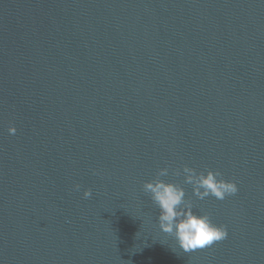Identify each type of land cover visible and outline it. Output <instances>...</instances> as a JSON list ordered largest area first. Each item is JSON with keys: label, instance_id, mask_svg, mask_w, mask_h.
I'll return each mask as SVG.
<instances>
[{"label": "water", "instance_id": "water-1", "mask_svg": "<svg viewBox=\"0 0 264 264\" xmlns=\"http://www.w3.org/2000/svg\"><path fill=\"white\" fill-rule=\"evenodd\" d=\"M164 167L225 239L159 229ZM0 264H264V0H0Z\"/></svg>", "mask_w": 264, "mask_h": 264}, {"label": "clouds", "instance_id": "clouds-1", "mask_svg": "<svg viewBox=\"0 0 264 264\" xmlns=\"http://www.w3.org/2000/svg\"><path fill=\"white\" fill-rule=\"evenodd\" d=\"M8 131L15 134L17 129L13 125ZM169 171V167L161 168L155 179L143 184L144 192L159 209L157 217L159 229L173 237L178 247L185 253L204 249L214 242L225 239L228 235L226 226L215 224L210 213L196 212L195 201L188 196L185 187L180 183L162 179L169 175ZM174 175H183V183L192 186L193 195L199 200L210 196L224 200L239 190L237 183L224 178L218 169L198 172L196 168L185 164L182 171L178 168ZM75 188L79 190L80 185L77 184ZM83 195L86 199L90 198L92 189L85 190Z\"/></svg>", "mask_w": 264, "mask_h": 264}]
</instances>
